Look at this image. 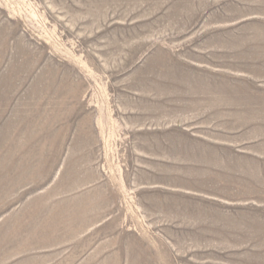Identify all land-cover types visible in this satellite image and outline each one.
Masks as SVG:
<instances>
[{
	"label": "rangeland",
	"instance_id": "1",
	"mask_svg": "<svg viewBox=\"0 0 264 264\" xmlns=\"http://www.w3.org/2000/svg\"><path fill=\"white\" fill-rule=\"evenodd\" d=\"M255 4L0 0V264L241 261L208 251L233 240L208 235L205 192L228 194L199 135L210 99L264 110ZM241 119L221 138L263 151Z\"/></svg>",
	"mask_w": 264,
	"mask_h": 264
},
{
	"label": "crops",
	"instance_id": "2",
	"mask_svg": "<svg viewBox=\"0 0 264 264\" xmlns=\"http://www.w3.org/2000/svg\"><path fill=\"white\" fill-rule=\"evenodd\" d=\"M264 5V0H255V5ZM261 19L262 23L257 24L258 33L264 36V13L253 14L250 17ZM262 39V38H261ZM263 51L261 57H264V37ZM258 74L256 71L244 73L249 79L250 90L254 93L248 96L247 104L255 96L256 100L261 99L264 105V58H261L258 66ZM248 82V81H247ZM235 83V82H233ZM236 88L233 84L229 87ZM254 100H252L253 104ZM232 105L236 106V100L227 99H210L205 107L207 111L213 109L215 114H210L206 123V132H202L199 137L205 140L213 139L217 143L215 147L210 148L212 159H215L216 165L212 171V178L215 186H219L220 190L224 188L227 191V196L219 193L205 192L204 198L208 201L206 208L208 211L206 222L208 235L211 226H215L217 235H231L228 243H218L216 246L209 247L208 251H243L239 253L240 262L236 264L248 263L247 250H252V254L256 256V264H264V201L254 194L258 190V183L264 182V172H259V169L264 170V150H258L248 146L235 144L234 141H224L221 137L225 132L234 133L236 131L233 123H238L241 119L238 113L232 112ZM224 108V111L222 110ZM236 111V110H235ZM214 114V117H213ZM241 120L254 122L255 120L263 121L264 125V110L259 112H246ZM254 124L252 123L251 126ZM255 127V126H253ZM209 132V133H208ZM216 138V139H214ZM209 150V149H208ZM212 162V165L215 164ZM264 188V187H263ZM174 220H176L174 218ZM250 238V240H248ZM253 238V239H252ZM211 264H227L214 259ZM228 262V261H227Z\"/></svg>",
	"mask_w": 264,
	"mask_h": 264
}]
</instances>
